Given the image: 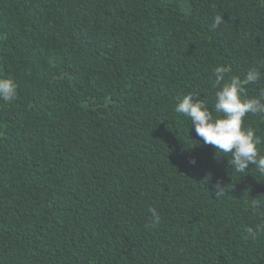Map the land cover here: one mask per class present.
I'll return each instance as SVG.
<instances>
[{
    "label": "trees",
    "instance_id": "obj_1",
    "mask_svg": "<svg viewBox=\"0 0 264 264\" xmlns=\"http://www.w3.org/2000/svg\"><path fill=\"white\" fill-rule=\"evenodd\" d=\"M222 63L264 90L258 0H0V264H264V175L173 111Z\"/></svg>",
    "mask_w": 264,
    "mask_h": 264
},
{
    "label": "clouds",
    "instance_id": "obj_2",
    "mask_svg": "<svg viewBox=\"0 0 264 264\" xmlns=\"http://www.w3.org/2000/svg\"><path fill=\"white\" fill-rule=\"evenodd\" d=\"M264 7V0H258ZM225 20L222 15H215L212 27L217 28ZM264 67V66H261ZM259 67H251L243 76L233 74L229 63L217 64L214 69V99L211 110L196 91H190L177 99L173 111L191 122L190 127L204 144L212 145L220 156H231L228 162L237 173H247L250 165L260 175H264V139L251 127L243 126L244 118L256 115L264 118V90L259 96H249L246 90L250 84L261 79ZM18 85L10 75H0V101L10 102L17 97ZM215 113V114H214ZM199 142V141H198ZM218 157V158H219ZM190 163H195L193 158ZM218 191L224 187L219 182L214 185ZM248 207L253 210L264 207V200L253 199ZM153 225L160 222V215L155 207L149 209ZM247 236L255 239L264 234V223L249 225Z\"/></svg>",
    "mask_w": 264,
    "mask_h": 264
}]
</instances>
